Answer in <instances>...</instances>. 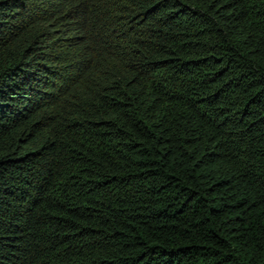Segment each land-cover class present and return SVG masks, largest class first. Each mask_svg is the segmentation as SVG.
<instances>
[{"label": "trees", "instance_id": "1", "mask_svg": "<svg viewBox=\"0 0 264 264\" xmlns=\"http://www.w3.org/2000/svg\"><path fill=\"white\" fill-rule=\"evenodd\" d=\"M0 264H264V0H0Z\"/></svg>", "mask_w": 264, "mask_h": 264}]
</instances>
